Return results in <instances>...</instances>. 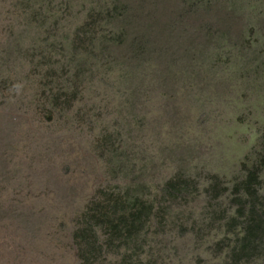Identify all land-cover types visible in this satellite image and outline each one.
Wrapping results in <instances>:
<instances>
[{
	"label": "rangeland",
	"instance_id": "rangeland-1",
	"mask_svg": "<svg viewBox=\"0 0 264 264\" xmlns=\"http://www.w3.org/2000/svg\"><path fill=\"white\" fill-rule=\"evenodd\" d=\"M263 152L264 0H0V264H82L102 189L154 208L93 264H264Z\"/></svg>",
	"mask_w": 264,
	"mask_h": 264
},
{
	"label": "trees",
	"instance_id": "trees-1",
	"mask_svg": "<svg viewBox=\"0 0 264 264\" xmlns=\"http://www.w3.org/2000/svg\"><path fill=\"white\" fill-rule=\"evenodd\" d=\"M95 25L96 21H87L79 28L74 40L76 47L85 46L86 39L83 35L93 32ZM62 99L65 103L70 99L64 89L53 94V100L56 104H60ZM263 166L264 152L260 164L249 170L246 178L236 189L237 193L242 191L253 202V212L250 218L252 228L248 239L253 232L260 231L264 225V212L259 213L255 209V200L259 197L258 187L261 182L259 172ZM100 193V196L91 201L84 213L83 225L75 232L76 243L82 251V264H93L103 248V244L99 243L97 228H103L105 234L108 235V244L114 245L116 242L129 244L139 235L153 212V204L142 196L103 189ZM127 262L124 264H132L131 261Z\"/></svg>",
	"mask_w": 264,
	"mask_h": 264
}]
</instances>
